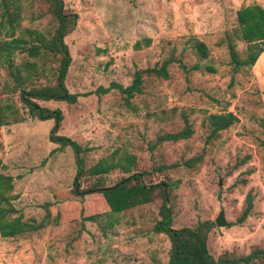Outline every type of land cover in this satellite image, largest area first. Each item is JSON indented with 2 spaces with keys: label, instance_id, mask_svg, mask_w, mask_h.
Returning a JSON list of instances; mask_svg holds the SVG:
<instances>
[{
  "label": "rangeland",
  "instance_id": "obj_1",
  "mask_svg": "<svg viewBox=\"0 0 264 264\" xmlns=\"http://www.w3.org/2000/svg\"><path fill=\"white\" fill-rule=\"evenodd\" d=\"M252 3L264 7V0H64L66 10L77 14L64 37L72 59L65 84L79 96L72 104L38 103L59 108L63 120L58 134L89 148L81 166L85 172L79 171L69 146L59 149L50 140L52 119L27 118L0 127L1 172L13 177L12 202L18 213L35 221L43 220L47 210L51 214L34 233L0 236V264H166L170 240L153 230L160 218L159 199L112 215L109 225L107 208L97 195L84 198L101 213L94 220L81 218L77 197L59 198L74 187L76 175V188L93 184L97 179L86 171L110 155H134L130 173L148 171L145 182L174 184L173 227L215 221L222 210L229 225L215 223L210 230L212 256L226 251L241 255L264 245V52L252 67L234 71L221 41L234 26L237 9ZM35 9L45 11L46 6L36 4ZM28 15L26 10L23 27L46 31L51 26L49 15L34 21ZM197 40L207 46L206 58L199 57ZM170 57L168 78L144 72L141 92L129 105L117 89L96 92L111 82L127 86L136 70L158 67ZM13 58L17 65L33 60L19 51ZM44 63L47 71L35 84L53 82L49 71L56 59L50 54ZM7 71L0 66V94L11 82ZM221 112H233L238 122L209 140L204 119ZM184 117L193 126L191 137L156 143L159 134L181 129ZM197 155L201 160L194 167L184 165ZM130 173L114 169L99 180L108 186ZM249 190L252 211L235 224Z\"/></svg>",
  "mask_w": 264,
  "mask_h": 264
},
{
  "label": "trees",
  "instance_id": "obj_2",
  "mask_svg": "<svg viewBox=\"0 0 264 264\" xmlns=\"http://www.w3.org/2000/svg\"><path fill=\"white\" fill-rule=\"evenodd\" d=\"M36 4H44L45 11L36 10ZM26 10H29V19L34 21L49 15L51 26L48 30L29 28L22 26V20ZM77 20V14L66 10L64 0H0V66L7 67L11 82L4 85L0 94V127L10 123H17L27 118L32 120L54 121L49 138L59 144V149L69 146L75 153L79 171L84 163V153L89 149L81 146L73 139L58 134L63 120L62 111L59 108L51 109L42 106L38 101H64L75 103L79 94L70 92L65 84L68 68L71 64V55L64 37L70 32ZM222 43L234 71L243 67H252L258 57L264 52V7L258 3L245 5L237 9L235 24L224 32ZM239 43L243 44L239 48ZM195 48L200 58L208 56L207 46L201 42H195ZM16 51L25 52L33 60H27L19 65L14 63ZM53 55L56 65L49 71L52 74V83L35 84L34 79L44 75L47 71L44 60L48 55ZM41 60V64L37 63ZM172 58H167L158 67L146 70H136L129 85L111 82L108 87H98L97 93H106L111 89H117L124 95V100L129 105V99L135 93H140L143 83V73L153 74L156 77L168 78V65ZM184 70H187L182 65ZM193 68L198 69L195 64ZM206 70L213 71L211 66ZM9 93H13L11 98ZM208 128L207 138L217 136L238 122V117L233 112L210 113L205 117ZM181 129L173 132H164L157 136L156 143L162 141H178L188 139L194 132L192 124L186 117ZM245 156L241 162H244ZM201 160V155L194 156L184 161L189 168L195 166ZM136 165V157L132 154L115 157L113 155L99 159L86 171L88 175L97 180L84 189L76 188L78 176L73 181V188L63 194L60 199H79L81 203L80 216L84 220H94L100 216L95 212L97 206L85 201L87 195H97L100 202L106 208L109 225H112L110 217L115 214L139 207L144 204L160 200L159 216L154 223L153 230L157 233H165L170 240L169 259L166 264H264V245L253 246L248 253L234 255L223 252L218 257L211 255L207 245L210 230L215 226V221L202 220L194 226L173 227V211L171 207V192L174 184L165 180L159 182H145L144 177L148 171L130 173ZM3 164L0 160V236L5 238L19 237L34 233L44 227L51 216L47 210L45 218L41 221L24 219L13 204V177L1 172ZM119 169L130 173L120 178L112 185H104L99 179L111 170ZM161 169V166L158 167ZM80 173V174H81ZM252 173L251 169L246 170ZM241 181L246 182L245 178ZM98 204L99 205V202ZM254 195L249 190L245 196L244 204L235 224H242L250 215ZM58 204V203H57ZM55 207L52 204H48ZM47 205V206H48ZM47 209V208H46ZM103 214V213H102ZM56 215H59L57 210ZM56 215L54 216L56 219ZM58 219L56 220V222ZM117 221V220H116Z\"/></svg>",
  "mask_w": 264,
  "mask_h": 264
},
{
  "label": "water",
  "instance_id": "obj_3",
  "mask_svg": "<svg viewBox=\"0 0 264 264\" xmlns=\"http://www.w3.org/2000/svg\"><path fill=\"white\" fill-rule=\"evenodd\" d=\"M215 223L217 226H223V227L229 225V223L225 220L222 210L219 212L218 216L215 218Z\"/></svg>",
  "mask_w": 264,
  "mask_h": 264
}]
</instances>
